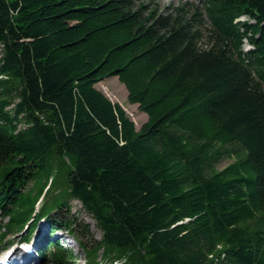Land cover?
Returning <instances> with one entry per match:
<instances>
[{
    "label": "trees",
    "instance_id": "1",
    "mask_svg": "<svg viewBox=\"0 0 264 264\" xmlns=\"http://www.w3.org/2000/svg\"><path fill=\"white\" fill-rule=\"evenodd\" d=\"M73 201L100 240L59 217ZM36 217L84 264H264V0H0V244ZM42 256L77 264L60 240Z\"/></svg>",
    "mask_w": 264,
    "mask_h": 264
},
{
    "label": "rangeland",
    "instance_id": "2",
    "mask_svg": "<svg viewBox=\"0 0 264 264\" xmlns=\"http://www.w3.org/2000/svg\"><path fill=\"white\" fill-rule=\"evenodd\" d=\"M157 5H159L161 8L166 7H174L178 6L180 3H184L187 0H154ZM247 48V45L245 46ZM100 91H102L112 102L120 104L128 113V115L131 117V119L135 122L137 129L140 130L144 124H146L149 121V116L142 112L140 110L139 105H134L130 103L129 101V92L126 88V86L121 83V81L118 78H111L108 80H105L101 83H99L96 86ZM108 87V88H107ZM234 160L233 158H229L224 163H222V166H227L229 163H232ZM44 181L40 182H32L26 185L27 191H30L33 195V197H36L41 190V186ZM66 182L62 183L63 187H66ZM73 209L69 213L67 210L62 212L59 217H65V216H75V218H78V224H82L84 226V229L91 232V236L93 239H90L89 242H94L95 240H100L102 236L101 230L97 227L96 221L89 216L85 211L82 210V205L79 201H73L72 203ZM43 208V200L40 198V200L37 203V209L38 212L39 209ZM56 212H54L55 214ZM35 218V215L33 216ZM32 220L33 223H36V228L39 229L42 232H49V222L47 220H40L36 222L35 220ZM8 221V219H5ZM86 227V228H85ZM27 233H20L17 235H11L7 238V240L13 241L14 244L19 243L22 239L25 238ZM58 239L61 241L63 246L65 248L70 249L76 256V263L77 264H84L86 262V253L82 248L77 244V242L66 232L65 230H62L57 233ZM34 241V240H33ZM32 241V242H33ZM9 244H2L0 246V255L3 254L5 250L9 248ZM104 253L101 250L98 253V256L95 261H98L100 264H107L106 262L102 261ZM94 261V262H95ZM121 264V263H120Z\"/></svg>",
    "mask_w": 264,
    "mask_h": 264
},
{
    "label": "bare ground",
    "instance_id": "3",
    "mask_svg": "<svg viewBox=\"0 0 264 264\" xmlns=\"http://www.w3.org/2000/svg\"><path fill=\"white\" fill-rule=\"evenodd\" d=\"M108 88V87H107Z\"/></svg>",
    "mask_w": 264,
    "mask_h": 264
}]
</instances>
